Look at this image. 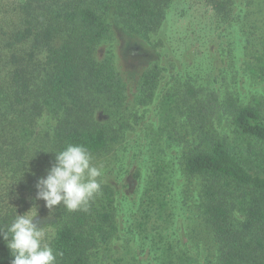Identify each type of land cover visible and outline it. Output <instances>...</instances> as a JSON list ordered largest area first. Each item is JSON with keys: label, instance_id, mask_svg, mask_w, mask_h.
Returning <instances> with one entry per match:
<instances>
[{"label": "trees", "instance_id": "obj_1", "mask_svg": "<svg viewBox=\"0 0 264 264\" xmlns=\"http://www.w3.org/2000/svg\"><path fill=\"white\" fill-rule=\"evenodd\" d=\"M173 1L0 0V229L36 202V183L56 152L68 144L83 145L92 156L113 151L157 103V136L181 150L184 174L198 180L213 264H264V94L243 104L231 44L222 52L224 72L233 78H224L225 87H215L216 79L205 85L177 78L163 91L166 69L153 38ZM203 1L217 28L238 27L244 75L264 81V0ZM111 18L138 40V48L125 52L142 61L136 78L109 46ZM227 130L254 143L247 145L248 158L230 144ZM154 175L145 197L160 209L163 173ZM117 211L116 190L103 183L87 212L44 206L36 219H52L45 226L40 221L57 264H101L107 252L101 248L119 231ZM165 250L162 256H169ZM12 259L0 237V264ZM177 260L174 255L169 264Z\"/></svg>", "mask_w": 264, "mask_h": 264}, {"label": "rangeland", "instance_id": "obj_2", "mask_svg": "<svg viewBox=\"0 0 264 264\" xmlns=\"http://www.w3.org/2000/svg\"><path fill=\"white\" fill-rule=\"evenodd\" d=\"M213 21L212 9L203 0H174L169 5L163 26L153 38L160 45L157 49L166 69L163 91L174 85L177 78L205 85L216 79L215 87H225L226 81L233 78L224 72L228 60L222 62V52L228 51L231 44L240 67L236 89L243 104L252 103L255 97L264 94V81L253 82L242 72L243 38L238 27L225 30L217 28ZM110 23L109 46L112 43L118 51L122 68L136 78L143 69L142 61L137 53L125 52L138 48V40L128 37L114 18ZM156 104L147 107L142 121L124 134L113 151L93 156V163L103 167V183L111 184L117 193L119 231L110 245L101 248L107 250L101 256V264L134 261H137L134 264H169L174 255L182 259L174 264H213L216 249L199 207L198 180L184 174L179 162L181 150L166 147L157 136ZM225 135L243 159L249 157L247 145L254 143L236 140L238 136L228 130ZM157 171L163 173L162 189L166 197L160 209L157 204H149L145 197ZM44 206L42 200L29 201L28 211L36 207L39 215ZM49 217L40 219L44 226L51 223ZM143 223L146 224L142 227ZM160 250L169 256H162Z\"/></svg>", "mask_w": 264, "mask_h": 264}, {"label": "clouds", "instance_id": "obj_3", "mask_svg": "<svg viewBox=\"0 0 264 264\" xmlns=\"http://www.w3.org/2000/svg\"><path fill=\"white\" fill-rule=\"evenodd\" d=\"M103 176V167L93 163L85 146L68 144L55 153L46 177L38 179L36 200L44 201L50 212L57 206L69 212H87L102 195ZM37 216L33 207L23 215L16 213L7 228L0 229V237L13 258L11 264H57L59 254L45 242L46 229Z\"/></svg>", "mask_w": 264, "mask_h": 264}]
</instances>
